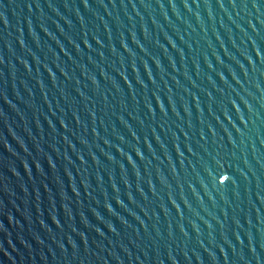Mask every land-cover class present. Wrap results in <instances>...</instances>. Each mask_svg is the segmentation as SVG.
I'll return each mask as SVG.
<instances>
[{"label":"water","instance_id":"water-1","mask_svg":"<svg viewBox=\"0 0 264 264\" xmlns=\"http://www.w3.org/2000/svg\"><path fill=\"white\" fill-rule=\"evenodd\" d=\"M0 264H264V0H0Z\"/></svg>","mask_w":264,"mask_h":264}]
</instances>
